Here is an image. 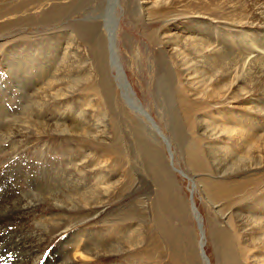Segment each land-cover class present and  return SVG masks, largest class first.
Masks as SVG:
<instances>
[{"label": "rangeland", "instance_id": "obj_1", "mask_svg": "<svg viewBox=\"0 0 264 264\" xmlns=\"http://www.w3.org/2000/svg\"><path fill=\"white\" fill-rule=\"evenodd\" d=\"M144 2L0 0V220L41 234L25 264H204L192 196L210 264L264 261V0ZM238 120L254 136L225 140Z\"/></svg>", "mask_w": 264, "mask_h": 264}, {"label": "bare ground", "instance_id": "obj_2", "mask_svg": "<svg viewBox=\"0 0 264 264\" xmlns=\"http://www.w3.org/2000/svg\"><path fill=\"white\" fill-rule=\"evenodd\" d=\"M149 0H145L144 3L142 4H146L148 3ZM165 2V1H164ZM153 3V2H152ZM148 5V4H146ZM145 6V5H144ZM18 12V11H17ZM1 14V13H0ZM8 14V13H7ZM1 17H4V16H0ZM212 46V45H211ZM206 47V46H205ZM204 47V48H205ZM261 47V46H260ZM209 48L208 46L203 49L202 52H205V50ZM212 49V48H211ZM208 50V49H207ZM177 51V50H176ZM211 51V50H210ZM216 51V50H215ZM252 52V51H251ZM259 52V51H257ZM215 52H213L214 54ZM260 53V52H259ZM179 54V53H178ZM213 56V55H212ZM256 56V55H255ZM258 56V55H257ZM210 57V56H208ZM264 57V56H263ZM187 59L184 58V61H186ZM253 62V59H251ZM254 61H256L254 59ZM250 62V61H249ZM248 62V63H249ZM190 62L188 61L187 64H189ZM246 63V62H245ZM251 64V63H250ZM248 66V65H247ZM190 70V69H189ZM122 78V80H125V72H124V69L122 70V72H120L119 74V78ZM123 84H124V81H123ZM125 89L127 90H130V92L132 93L131 91V88L130 87H125ZM207 89V88H206ZM133 94V93H132ZM131 96V95H130ZM200 116V115H199ZM250 119V118H249ZM214 121V120H213ZM252 122L253 121H256L255 119H252L251 120ZM204 122V121H203ZM251 122V123H252ZM66 123V122H65ZM210 123V122H209ZM260 123V122H259ZM258 123V124H259ZM201 124V123H199ZM242 121L238 120L237 123H233V125H231L229 128H226V126L224 127L223 129V132L226 133L227 137L225 138L228 139L229 141L230 140H233L236 136L237 138L240 137L239 140L243 139L242 141L245 142L247 139H249V137H251L253 135V127L252 125L253 124H248V126L246 125H242ZM209 125V124H208ZM213 125V124H211ZM198 126V125H197ZM219 126V127H218ZM217 128H220V125L218 124ZM214 127V126H213ZM210 126V128H213ZM202 128V127H201ZM216 128V129H217ZM71 129V128H70ZM200 129V128H199ZM195 130V128H194ZM200 131V130H199ZM209 133V132H208ZM218 133V132H217ZM255 133V132H254ZM222 134V133H221ZM219 136V135H218ZM224 136V135H223ZM254 136V135H253ZM236 139V138H235ZM227 140V141H228ZM216 141V139H215ZM235 141V140H234ZM222 142V141H221ZM224 143V142H222ZM228 144V143H227ZM171 150V149H170ZM3 171V170H2ZM5 173V172H4ZM1 177V175H0ZM68 182V181H67ZM1 189V188H0ZM12 189V188H11ZM14 189V188H13ZM103 189V188H102ZM7 189H5L6 191ZM37 190V189H36ZM11 192V190H8ZM14 193V192H13ZM12 193V194H13ZM49 195V194H48ZM53 197V196H52ZM13 199H15L14 195H10L8 193H3L0 194V205L2 204H5V205H8L9 202L13 201ZM194 201V200H193ZM22 202V201H21ZM195 203V202H194ZM33 204V203H32ZM10 205V204H9ZM28 207V206H27ZM18 208V207H17ZM192 208V207H190ZM22 209V208H21ZM13 210V208H12ZM25 210V208L23 209ZM22 210V211H23ZM192 211V214H194V216H198V211L195 210V209H191ZM20 210V212H22ZM16 214V213H15ZM11 216V215H10ZM13 216V215H12ZM14 217H18L17 215ZM255 219V218H254ZM253 219V220H254ZM251 220V222L253 221ZM86 221V220H85ZM264 221V220H263ZM9 223H14L16 222V218L14 219H9L8 221ZM25 223V222H24ZM264 223V222H262ZM259 224V223H258ZM26 224H23L22 226H19V228L15 229V230H12L11 226L8 225L7 223L5 224V222H3V220H0V264H25V260H23L25 258V256L31 252H34V249H35V253L37 252L36 249H40L41 247H39V243H38V247L39 248H36V247H33V244L38 241V238L41 237V234H38L36 232V236H34V231H31L30 230H26ZM46 226V225H44ZM264 226V225H263ZM56 228L52 229V230H55ZM51 230V231H52ZM50 230H47V234L49 232H51ZM59 231V230H58ZM203 231H204V226H203ZM47 234H45L47 236ZM44 235V234H43ZM45 236V237H46ZM203 238L200 239V242H199V249H200V257L202 256V252L205 251L204 247H205V244H206V237H205V231L203 233ZM44 239V238H43ZM41 240V238H40ZM43 241V240H42ZM222 241V240H221ZM224 243V242H223ZM222 243V244H223ZM227 243V242H226ZM42 244V243H41ZM77 244V243H76ZM78 247V246H77ZM33 258H35V261L33 262V264H36V258L37 256L35 255ZM260 260V258H258ZM22 260V261H21ZM202 260V258H201ZM21 261V262H20ZM257 262H255V264H264V261H258L256 260ZM205 262V261H204ZM66 263V261H65ZM67 264V263H66Z\"/></svg>", "mask_w": 264, "mask_h": 264}, {"label": "water", "instance_id": "obj_3", "mask_svg": "<svg viewBox=\"0 0 264 264\" xmlns=\"http://www.w3.org/2000/svg\"><path fill=\"white\" fill-rule=\"evenodd\" d=\"M192 195H193V192H192ZM191 207H192L191 209H195V210L198 211V209L196 207V204L193 201V196L191 197ZM194 217L197 220V222L199 223V227H200V230H201V239H202L203 238L202 236H203V233H204V231H203V225L201 223L202 222V217H201L200 213H198V216H194ZM201 258H202V261H203L204 264H210V260H209V258L207 257V255H206V253L204 251L202 252Z\"/></svg>", "mask_w": 264, "mask_h": 264}]
</instances>
